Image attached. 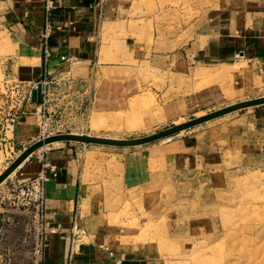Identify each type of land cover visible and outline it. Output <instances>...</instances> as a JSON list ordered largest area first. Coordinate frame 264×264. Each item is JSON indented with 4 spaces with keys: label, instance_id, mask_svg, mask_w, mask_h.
I'll return each instance as SVG.
<instances>
[{
    "label": "crops",
    "instance_id": "0c3cea01",
    "mask_svg": "<svg viewBox=\"0 0 264 264\" xmlns=\"http://www.w3.org/2000/svg\"><path fill=\"white\" fill-rule=\"evenodd\" d=\"M117 2L53 0L48 16L45 0H0V34L8 40L12 76L26 97L30 92L16 124V145L40 137L42 108L53 122L62 123L52 133L86 132V111L94 109L99 95L91 75L112 63L102 64V48L112 59V44L123 50L131 45L130 20L120 15ZM47 21L51 29L45 39ZM160 27L152 33L155 51L143 59L160 66L176 61L186 71L195 63L211 67L245 59L252 64L247 71L251 88L264 90V0H230L198 29L193 21L180 24L179 33ZM46 42L52 51L47 61ZM40 82L47 94L44 102L35 103L31 91ZM259 107L171 142L108 149L63 141L40 148L14 173L28 178L48 166L42 264H163L157 245L139 236L147 218L160 217L159 199L170 184L166 178L173 175L175 155L197 156L211 147L212 137L227 141L232 127L236 137L243 129L260 146L264 106Z\"/></svg>",
    "mask_w": 264,
    "mask_h": 264
},
{
    "label": "rangeland",
    "instance_id": "374dc122",
    "mask_svg": "<svg viewBox=\"0 0 264 264\" xmlns=\"http://www.w3.org/2000/svg\"><path fill=\"white\" fill-rule=\"evenodd\" d=\"M229 1L118 0L120 15L130 20L131 45L123 50L112 44V59L106 57L107 48H102V64L112 63L91 75L99 95L94 109L86 111L84 134L141 137L264 95V90L251 88L247 71L252 64L245 59L211 67L195 63L186 71L176 61L160 66L142 58L155 51L152 33L162 30L160 24L179 33L180 24L193 21L198 29ZM8 48L7 37L0 34V173L40 139L19 146L13 142L16 127L5 131L8 120L21 113L28 99L13 79ZM261 106L226 114L152 143L210 131ZM38 115L49 132L62 124L50 119L48 109L42 108ZM229 131L227 141H214L211 136V147L198 150L197 156L177 152L173 159L177 165L161 192L160 217L147 218L141 230L144 234L139 236L157 245L163 264H264V138L260 147L251 133L242 129L236 137L233 127ZM14 172L0 184V264H42L45 221L37 204L21 203V178Z\"/></svg>",
    "mask_w": 264,
    "mask_h": 264
},
{
    "label": "water",
    "instance_id": "95a60500",
    "mask_svg": "<svg viewBox=\"0 0 264 264\" xmlns=\"http://www.w3.org/2000/svg\"><path fill=\"white\" fill-rule=\"evenodd\" d=\"M42 91H43V84L40 82L38 83L37 87L31 91V99L33 102L38 103L42 101L43 99ZM260 105H264V95L229 104L225 107L219 108L209 113L194 117L187 121L169 126L165 129L141 137L112 138V137H102V136H96L90 134H80V133L52 134L44 138H40L34 141L33 143H31L28 147H26L19 154V156L15 160H13L12 163L3 172L0 173V184L7 177H9L14 171H16L36 151H38L40 148H43L55 142L69 141V142H80L84 144L106 145V146H115V147L140 146L158 141L160 139L171 137L182 131L193 128L197 125L224 116L226 114Z\"/></svg>",
    "mask_w": 264,
    "mask_h": 264
},
{
    "label": "built area",
    "instance_id": "2783aa9c",
    "mask_svg": "<svg viewBox=\"0 0 264 264\" xmlns=\"http://www.w3.org/2000/svg\"><path fill=\"white\" fill-rule=\"evenodd\" d=\"M45 6H46V12L48 16L51 13V9L53 6V0H45ZM50 24L47 21L46 23V28H45V33L44 37L45 39L48 38L49 32H50ZM45 60L47 61L51 55L52 51L47 45V42L45 43ZM63 60H68L69 58H66L65 56H62ZM43 84V83H42ZM47 91L43 87V102L45 101ZM27 98L30 99V92L27 94ZM20 117V114H14L13 118L9 119L8 122L5 125V131L7 132L8 130L12 129L15 130L16 124L18 122V119ZM41 124V131H40V138H44L46 136L52 135L51 131L49 132V128L47 127V124L45 121L42 120L40 121ZM56 134V133H55ZM7 136V134H6ZM51 166V169H54V167ZM48 168V166H46ZM44 168L41 170L37 175L31 176L28 178H23L20 181L21 184V189L19 192V198L21 200V203L24 205L27 204H37L38 209H40L41 217L44 220V206H45V201H46V196H45V184L47 181V169ZM45 226V225H44ZM80 232L85 233V230H80Z\"/></svg>",
    "mask_w": 264,
    "mask_h": 264
},
{
    "label": "bare ground",
    "instance_id": "6f19581e",
    "mask_svg": "<svg viewBox=\"0 0 264 264\" xmlns=\"http://www.w3.org/2000/svg\"><path fill=\"white\" fill-rule=\"evenodd\" d=\"M42 83V82H41ZM43 92V91H42ZM43 100V99H42ZM200 116V115H199ZM181 122H184V121H180L179 123H181Z\"/></svg>",
    "mask_w": 264,
    "mask_h": 264
}]
</instances>
